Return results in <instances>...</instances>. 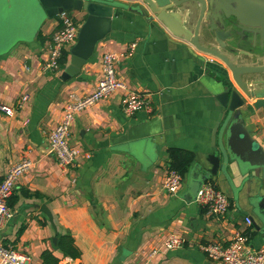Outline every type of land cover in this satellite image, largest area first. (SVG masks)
<instances>
[{
    "label": "crops",
    "instance_id": "0c3cea01",
    "mask_svg": "<svg viewBox=\"0 0 264 264\" xmlns=\"http://www.w3.org/2000/svg\"><path fill=\"white\" fill-rule=\"evenodd\" d=\"M253 9L237 16L250 28L264 25V9ZM69 12L79 24L86 18L83 10ZM191 18L194 24L198 12ZM59 22V16L44 18L33 24L39 27L33 40L17 41L0 54V103L13 105L22 94L30 96L12 116L0 112V181L21 158L31 161L8 200L12 216L0 228V243L26 255V264H42L44 250L58 257V264H220L209 260L199 246L227 245L236 231L248 235L254 249L264 247L245 222V217L254 216L249 202L255 194L252 184L235 192L222 174L211 180L229 199L223 216L194 199L201 185L198 168L209 167L212 132L224 114L213 72L238 88L222 62L158 21L118 10L110 32L96 44L80 73L61 81L74 43L65 50L67 61L57 73L44 69L47 44ZM133 42L132 55L118 61L116 75L130 91L148 94L152 111L125 115V91L120 90L77 112L68 143L80 155L73 165L59 167L48 135L60 121L69 94L92 92L102 74L103 53L123 50ZM240 49L248 51L250 46L246 42ZM244 123L264 149V109L247 114ZM170 148L194 155L174 193L164 187ZM230 175L236 188L240 178L233 169ZM41 206L50 211L53 225ZM172 233L184 244L165 251L163 242ZM63 234L74 238L78 258L59 252L58 237Z\"/></svg>",
    "mask_w": 264,
    "mask_h": 264
},
{
    "label": "water",
    "instance_id": "95a60500",
    "mask_svg": "<svg viewBox=\"0 0 264 264\" xmlns=\"http://www.w3.org/2000/svg\"><path fill=\"white\" fill-rule=\"evenodd\" d=\"M207 2L0 0V54L7 52L17 41L33 40L39 28L33 24H40L44 18L83 10L86 18L79 26L76 42L69 49V62L59 77L61 81H68L80 73L82 66L92 56L96 44L110 32L116 12L126 10L158 21L172 34L191 43L198 51L220 60L230 71L235 85L240 90L220 73L213 72L218 89L216 97L224 109V114L221 125H216L212 132L214 150L207 156L209 167L198 168V179L202 185L208 180H216L220 173L235 192L252 184L255 194L249 201L254 210V216L250 217L251 224L264 244V149L251 136L244 123L247 114L264 109V25L261 24V31L252 30L257 25L250 28L251 25L237 18L230 21L229 15L212 9L211 1ZM199 5L198 18L193 24L191 17L197 12ZM237 30L240 32H236ZM241 32L246 33L249 36L246 37L247 40L251 41L247 42L250 46L248 51L240 49L246 43L245 38L241 37ZM235 35H238V38ZM252 99V102L247 101ZM231 169L234 170L235 176L240 178L236 188L230 175ZM41 211L53 225L50 211L45 206H41ZM56 240L54 237L53 243H56Z\"/></svg>",
    "mask_w": 264,
    "mask_h": 264
},
{
    "label": "built area",
    "instance_id": "2783aa9c",
    "mask_svg": "<svg viewBox=\"0 0 264 264\" xmlns=\"http://www.w3.org/2000/svg\"><path fill=\"white\" fill-rule=\"evenodd\" d=\"M59 18L58 28L52 33L47 44V59L44 64V69L51 73L59 71L62 53L75 43L80 26L69 11L59 15ZM135 45L136 43L133 42L123 50L104 52L101 59L102 74L95 89L84 96H78L75 93L69 94L60 121L48 135L49 150L55 156L59 167L67 168L73 165L80 155V150L68 143L70 127L77 112L120 90L125 91L121 100L122 111L125 115L131 116L138 111H152L148 94L130 91L116 75V64L121 59L132 55ZM29 99V94L24 93L13 105L0 103V112L6 116H12L22 109ZM30 165L31 161L28 158H21L8 168L0 181V228L12 216L8 200L12 195L16 181L30 168ZM181 182L182 176L175 170H169L164 179V187L168 192L174 193L180 188ZM195 200L216 216L225 215L230 206L226 194L210 182H205L200 186ZM245 222L247 225H252L250 217H245ZM183 244L184 239L172 233L163 242V250L175 249ZM199 247L209 260L220 264H264V247L254 249L248 235L239 231L233 234L227 245L206 243ZM27 261L26 255L11 246L0 243V264H26Z\"/></svg>",
    "mask_w": 264,
    "mask_h": 264
},
{
    "label": "trees",
    "instance_id": "16d2710c",
    "mask_svg": "<svg viewBox=\"0 0 264 264\" xmlns=\"http://www.w3.org/2000/svg\"><path fill=\"white\" fill-rule=\"evenodd\" d=\"M67 56H68V51H63L62 57L60 59V66H63L66 63ZM193 160H194V155L190 151L177 149V148H170L168 150L169 170L177 171L182 177L185 176ZM210 183L213 184L212 181ZM57 247L63 257L76 259L80 256V251L75 245L74 238L72 237L71 234L60 235L58 237ZM41 260H42V264H58L60 261V259L56 257L49 250H44L42 252Z\"/></svg>",
    "mask_w": 264,
    "mask_h": 264
},
{
    "label": "flooded vegetation",
    "instance_id": "af4514ba",
    "mask_svg": "<svg viewBox=\"0 0 264 264\" xmlns=\"http://www.w3.org/2000/svg\"><path fill=\"white\" fill-rule=\"evenodd\" d=\"M211 1V8L212 9H218L219 12H224L227 15H229V20H234L237 18L240 20V18L237 16L238 13L242 11H250V9L254 8L253 10L261 11L264 9V1L263 0H210ZM206 0V4H207ZM200 11V5L197 9V12ZM223 13V14H224ZM235 24V22H233ZM256 28H252V30L255 31H261V24H256ZM249 29V28H248ZM236 32H240V30H237ZM247 32V31H246ZM262 34V32H260ZM236 38H238V35H235ZM241 37L244 39L245 42H251L250 39L247 40L246 37L249 38V36L246 35V33L241 32ZM258 38V35H257ZM236 40V39H235ZM259 42V40H257ZM236 43V41H234Z\"/></svg>",
    "mask_w": 264,
    "mask_h": 264
},
{
    "label": "rangeland",
    "instance_id": "374dc122",
    "mask_svg": "<svg viewBox=\"0 0 264 264\" xmlns=\"http://www.w3.org/2000/svg\"><path fill=\"white\" fill-rule=\"evenodd\" d=\"M81 22V21H80Z\"/></svg>",
    "mask_w": 264,
    "mask_h": 264
}]
</instances>
